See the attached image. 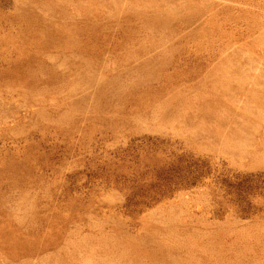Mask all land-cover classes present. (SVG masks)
<instances>
[{"label":"rangeland","instance_id":"obj_1","mask_svg":"<svg viewBox=\"0 0 264 264\" xmlns=\"http://www.w3.org/2000/svg\"><path fill=\"white\" fill-rule=\"evenodd\" d=\"M0 264H264V0H0Z\"/></svg>","mask_w":264,"mask_h":264}]
</instances>
